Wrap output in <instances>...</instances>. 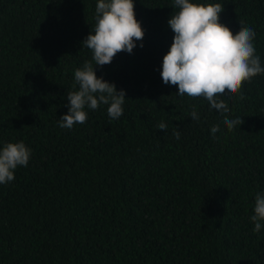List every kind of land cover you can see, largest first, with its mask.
I'll list each match as a JSON object with an SVG mask.
<instances>
[{
    "label": "trees",
    "instance_id": "16d2710c",
    "mask_svg": "<svg viewBox=\"0 0 264 264\" xmlns=\"http://www.w3.org/2000/svg\"><path fill=\"white\" fill-rule=\"evenodd\" d=\"M97 2L0 0V149H31L0 185V264H264V227L250 219L264 192V74L243 99L220 97L244 121L229 132L205 99L162 81L173 0H134L142 42L94 68L125 91L123 115L85 108V124L61 128L74 72L92 60L82 41ZM192 2L223 5L233 34L253 28L264 65V0Z\"/></svg>",
    "mask_w": 264,
    "mask_h": 264
},
{
    "label": "clouds",
    "instance_id": "9594fccd",
    "mask_svg": "<svg viewBox=\"0 0 264 264\" xmlns=\"http://www.w3.org/2000/svg\"><path fill=\"white\" fill-rule=\"evenodd\" d=\"M134 7V0H98L96 3L94 29L82 41V46L91 50L92 60L74 72L73 89L76 90L67 93L68 112L59 119L61 128L72 129L76 124H85L88 118L85 108L97 110L101 105H108L110 119L118 120L123 115L125 91H118L114 83L97 77L94 68L111 64L120 52L131 54L136 42H142L145 33L136 19ZM173 8L177 11L169 18L168 26L174 36L163 57L162 81L165 85L177 86V95L181 97L205 99L211 109L225 117L222 123L231 132L244 121L241 117L229 119L228 103L220 97L227 92L229 96L243 99V84L264 74V65L254 46L255 31L241 21L240 30L233 34L220 22L224 11L220 3L173 0ZM190 116L194 121L200 119L195 105ZM157 128L166 131L167 124L161 121ZM219 130V124L211 127L213 135ZM173 135L180 138L179 131H174ZM30 157L31 149L23 141L6 143L0 149V185L12 182L15 170L27 167ZM253 211L250 218L253 231L259 233L264 227V192L255 194Z\"/></svg>",
    "mask_w": 264,
    "mask_h": 264
}]
</instances>
